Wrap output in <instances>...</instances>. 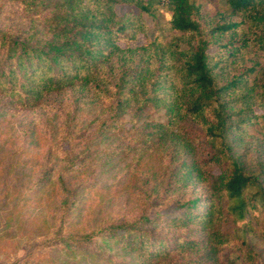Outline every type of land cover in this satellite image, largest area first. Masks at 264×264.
<instances>
[{
  "label": "trees",
  "instance_id": "16d2710c",
  "mask_svg": "<svg viewBox=\"0 0 264 264\" xmlns=\"http://www.w3.org/2000/svg\"><path fill=\"white\" fill-rule=\"evenodd\" d=\"M18 1L43 23L50 37L33 43L31 39L20 40L0 33V112L7 108L30 109L44 95L75 86L83 90L92 84L104 96L101 85L106 88L112 84L109 95L116 110L131 102L140 105L151 102L162 103L171 115L196 120L207 118L208 113V122L202 127L219 170L206 201L209 207L205 215L184 212L183 217L169 223L187 227L196 220L208 228L214 223L216 213L223 211L231 217L241 242H245L246 226H249L246 213L258 206L264 207V163L253 166L237 156L234 147L237 141L231 137L240 140L243 131L253 126L264 134V0H221L224 10L212 15L201 11L198 0H119L131 2L139 15L145 14L155 22L156 35L149 44L157 47L153 63L145 49L134 67L131 56L128 59L119 56L121 51L115 43L126 26L116 21L113 29L106 24L109 18L97 19L100 6L110 14L114 1L91 0L95 9L90 10L84 0H57L50 6H43L46 0ZM162 10L170 14L169 20H156ZM133 37L134 33L130 39ZM159 39L175 48V62L167 67L166 74L163 52L157 53ZM243 61L248 63L244 67ZM127 88L130 95H126ZM165 90L171 93L164 95ZM254 108L262 114H255ZM116 119L109 128L118 129L113 126ZM102 132L99 130V135ZM25 154V150L8 149L0 139L1 232L11 227L16 232L26 230L17 243L22 239L29 242L32 234L48 235L43 251L57 248L71 259L54 260L49 255L45 258L42 249L35 245L23 258L25 264H80L81 261L116 264L115 255L110 253L112 249L127 255L131 264H157L170 257V248L163 239L152 237L141 226L125 222L96 227L84 235L63 234L64 228L54 229L55 221L46 220L36 230L25 229V224L40 223L38 216L48 214L52 208L49 193L44 194L53 183L54 169L47 164L21 162L19 158ZM78 158L67 163L68 168L72 170ZM18 177L23 186L20 192L9 183ZM60 185L58 193L62 199L54 205L57 206L56 222L63 216L67 219L71 216L75 202L74 195L67 191L69 183ZM30 208L37 211V217L28 213ZM147 220L141 216L138 223ZM12 223L15 225L11 226ZM204 232L207 239L214 237L215 243H224L228 238L205 229ZM6 235L16 240L14 233ZM199 243L189 239L185 243L177 242L176 246L193 251ZM86 244L92 246L83 249ZM13 247L5 244L1 250ZM245 254L249 259L250 253Z\"/></svg>",
  "mask_w": 264,
  "mask_h": 264
},
{
  "label": "rangeland",
  "instance_id": "374dc122",
  "mask_svg": "<svg viewBox=\"0 0 264 264\" xmlns=\"http://www.w3.org/2000/svg\"><path fill=\"white\" fill-rule=\"evenodd\" d=\"M56 1L46 0L43 6L54 5ZM112 1L115 4L110 14L99 5L97 19L109 18L106 24L113 29H116V25L113 26L116 21L126 26L121 38L115 41L122 52L119 56H123L122 59L131 56L134 67L146 49L151 57L150 63H153L157 47L149 44L156 35L154 20L145 14L139 15L131 2ZM84 3L88 10L95 9L91 0H84ZM198 3L201 11L209 15L224 10L221 0H198ZM169 19L170 14L163 10L156 15L160 22ZM0 33L20 40L31 39L33 43L50 37L43 23L26 11L18 0H0ZM133 33L134 37L130 39ZM158 42L160 51L158 48L157 53L163 52L166 74L169 72L167 67L175 62V48L168 47L166 40L159 39ZM179 47H183L181 42ZM247 64L243 61L241 66ZM111 85L106 88L101 85L104 96L92 84L84 86L83 90L75 86L44 95L30 109L7 108V111L0 112V139L5 141V147L13 151L25 150L26 154L19 158L21 162L54 167L53 183L44 194L49 193L52 208L48 214L38 216L40 223L25 224V229L36 230L46 220L55 221L54 229L64 228L63 234L84 235L96 227L117 226L125 222L141 226L152 237L164 240L171 255L157 264H264L262 206L246 213L249 226H246L248 234L243 243L231 217L223 211L216 213L214 223L208 228L196 220L187 227L169 223L183 217L184 212L205 215L209 207L206 201L219 174L214 152L202 127L208 122L209 114L199 120L171 115L162 103L151 102L143 105L131 102L116 110L109 95ZM158 92L162 93V90ZM170 93V90L164 91V95ZM126 95H130L128 88ZM254 113L262 114L255 108ZM114 117L117 119L113 126L118 127L117 130L109 128ZM255 127L246 128L240 140L237 137L231 139L237 141L234 145L237 156L247 159L248 164L259 166L264 163V134ZM99 130L103 131L100 135ZM75 157L79 158L71 170L67 163ZM9 183L19 192L23 190L20 177ZM62 183L65 186L69 183L67 191L74 195L75 202L71 216L68 219L63 216L56 222L57 206L54 205L62 199L58 193ZM2 209L0 206V212ZM28 213L37 217L33 208ZM141 216L148 220L138 223ZM204 229L228 238L224 243H215L214 237L207 239ZM25 231L16 232L11 227L1 232L0 227V264H25L23 258L34 250L35 245L42 249L45 258L49 255L54 260L71 261L60 249L43 251L47 247L48 235L32 234L29 242L22 239L17 243ZM9 233H14L16 240L9 239L6 235ZM189 239L200 242L196 250H181L176 246L177 242L185 243ZM5 244L14 247L2 251ZM90 246L86 244L83 249ZM246 252L250 253L249 259ZM110 253L115 255L116 264H131L127 255H121L115 249ZM80 258L81 255L77 260ZM80 264H84L83 261Z\"/></svg>",
  "mask_w": 264,
  "mask_h": 264
}]
</instances>
